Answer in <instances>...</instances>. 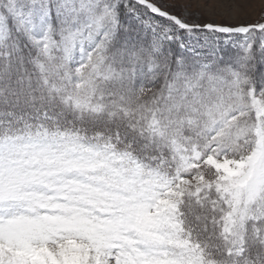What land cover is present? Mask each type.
Returning a JSON list of instances; mask_svg holds the SVG:
<instances>
[{
    "label": "snow or ice",
    "instance_id": "1",
    "mask_svg": "<svg viewBox=\"0 0 264 264\" xmlns=\"http://www.w3.org/2000/svg\"><path fill=\"white\" fill-rule=\"evenodd\" d=\"M0 264H264V0H0Z\"/></svg>",
    "mask_w": 264,
    "mask_h": 264
},
{
    "label": "rangeland",
    "instance_id": "2",
    "mask_svg": "<svg viewBox=\"0 0 264 264\" xmlns=\"http://www.w3.org/2000/svg\"><path fill=\"white\" fill-rule=\"evenodd\" d=\"M226 22H232V23H235V22H237V21L233 20V21H226Z\"/></svg>",
    "mask_w": 264,
    "mask_h": 264
}]
</instances>
